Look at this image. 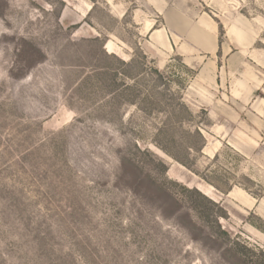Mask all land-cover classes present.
I'll use <instances>...</instances> for the list:
<instances>
[{"label": "rangeland", "instance_id": "obj_1", "mask_svg": "<svg viewBox=\"0 0 264 264\" xmlns=\"http://www.w3.org/2000/svg\"><path fill=\"white\" fill-rule=\"evenodd\" d=\"M198 74L255 103L210 117ZM234 187L264 196V0H0V264H264Z\"/></svg>", "mask_w": 264, "mask_h": 264}, {"label": "crops", "instance_id": "obj_2", "mask_svg": "<svg viewBox=\"0 0 264 264\" xmlns=\"http://www.w3.org/2000/svg\"><path fill=\"white\" fill-rule=\"evenodd\" d=\"M206 34L207 33L204 32V35ZM154 36L161 37L162 33L158 31L154 34ZM219 78L221 79L222 76L220 75ZM202 81V75L198 74L188 87L185 93V98L188 96L193 98L201 108L208 111L210 117H217L218 115L216 111L213 112L212 108L233 109L239 106L240 108L244 109L245 106L255 103V101H252V99L254 98V95L257 92L258 88H251L250 90H246L240 87L239 85H233L227 93H223L221 91H211L208 88L201 86ZM225 97H227V100H225ZM228 100L236 102V104H234L233 106L228 103ZM219 129L220 127L216 126L214 134H216L218 137H221L222 139L224 137V133L219 134ZM206 141L207 143L203 151L204 155H208L209 151H211L213 147L220 148V146H218L216 142L209 139L208 137H206ZM228 141H230V139ZM246 141L248 142L246 143V146L248 147L256 148L259 145L258 141L254 143L253 139L248 136ZM217 142L221 143V141H219L218 139ZM228 145H230L235 151L243 152L242 149H240L239 147L233 146L230 143H228ZM252 179L258 181L255 176H253ZM220 201L223 204H230V206L228 207V211L231 217H233L236 212H239L243 215H254L264 223V196L256 197L242 188L234 187L227 195H225L223 198H220ZM245 229L257 235L261 244H263L264 246V231H259L258 229L254 228L249 224L245 226Z\"/></svg>", "mask_w": 264, "mask_h": 264}, {"label": "trees", "instance_id": "obj_3", "mask_svg": "<svg viewBox=\"0 0 264 264\" xmlns=\"http://www.w3.org/2000/svg\"><path fill=\"white\" fill-rule=\"evenodd\" d=\"M188 71H190L191 72V70L190 69H188ZM156 72H157V70H156ZM193 77H195V74H194V76ZM205 139V138H204ZM178 162H180V160H177ZM181 164H182V162H180ZM205 195V194H204ZM203 198H205L206 199V197L205 196H203V195H201Z\"/></svg>", "mask_w": 264, "mask_h": 264}]
</instances>
